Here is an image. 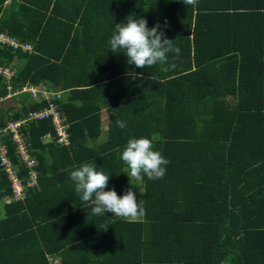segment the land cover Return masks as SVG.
<instances>
[{
  "label": "trees",
  "instance_id": "16d2710c",
  "mask_svg": "<svg viewBox=\"0 0 264 264\" xmlns=\"http://www.w3.org/2000/svg\"><path fill=\"white\" fill-rule=\"evenodd\" d=\"M129 15L160 24L179 56L137 69L111 52ZM0 33L31 46L0 43V68L14 71L0 76V127L46 106L25 92L6 105L8 86H31L60 94L69 139L58 144L49 120L23 125L33 182L2 139L25 196L13 200L0 165V264H264V0H0ZM141 137L170 161L162 179L128 178L120 154ZM86 162L145 215H92L69 178Z\"/></svg>",
  "mask_w": 264,
  "mask_h": 264
},
{
  "label": "clouds",
  "instance_id": "9594fccd",
  "mask_svg": "<svg viewBox=\"0 0 264 264\" xmlns=\"http://www.w3.org/2000/svg\"><path fill=\"white\" fill-rule=\"evenodd\" d=\"M183 3L195 6L198 0H183ZM108 43L111 52L123 53L127 63L137 69L167 64L169 53L177 57L180 54V49L174 46L173 40L167 39L160 24L149 29L146 19L136 18L134 15H129L125 22L115 25ZM132 78L138 79L139 76L132 73ZM7 95L6 100L9 98ZM116 125L120 129L127 126L126 122L121 120H117ZM120 159L126 165L128 178L138 181L144 177L149 180L162 179L166 173V166L170 163L161 152L153 150L152 140L144 137L129 139L120 154ZM110 175L97 170L94 162H86L72 170L69 178L74 183V190L81 201L90 206L92 215L105 216V213H110L112 217L126 220L142 218L145 210L131 188L123 195H118L114 188L105 191ZM107 227L104 226V230Z\"/></svg>",
  "mask_w": 264,
  "mask_h": 264
},
{
  "label": "built area",
  "instance_id": "2783aa9c",
  "mask_svg": "<svg viewBox=\"0 0 264 264\" xmlns=\"http://www.w3.org/2000/svg\"><path fill=\"white\" fill-rule=\"evenodd\" d=\"M0 43H8L13 48L19 46L23 50H31L30 45L18 44L14 38L9 37L6 33H0ZM13 75L14 71L12 69L8 67L0 68V76H2L5 80H10ZM7 90L9 91L7 97L25 92L29 93L34 99L41 98L46 101V106L40 109L38 112L32 111L24 119L8 121L5 122L2 127H0V165L2 169L8 174L13 200H18L25 196L21 184L22 180L18 176L16 167L10 163L7 157V147L5 143L2 142V139L6 136L10 137L12 143L15 146L17 157L30 171L27 179L31 182H33L36 177V173L33 171L36 161L30 152V144L27 142L23 132L21 131L23 125H25L28 120H49L56 134V142L58 144L68 145L69 139L66 132V127L64 124H62L58 104L55 103V101L60 97L59 93L37 90L31 86L23 87L21 91H15L14 93H11L12 90L9 86L7 87ZM3 200L8 202L9 198L4 197Z\"/></svg>",
  "mask_w": 264,
  "mask_h": 264
},
{
  "label": "crops",
  "instance_id": "0c3cea01",
  "mask_svg": "<svg viewBox=\"0 0 264 264\" xmlns=\"http://www.w3.org/2000/svg\"><path fill=\"white\" fill-rule=\"evenodd\" d=\"M67 92H63L62 93V97L64 98L66 96ZM17 95H14L12 97H9L7 100H5V103L6 105H14L16 107H19V103L17 101H15L13 98H15ZM103 114V118L105 117V113L102 112ZM106 123H105V120H103V123H102V133L100 135V137L98 138V140L96 141V143H101L105 140V131H106ZM48 138L45 139V141L47 140ZM91 146H95V143H91Z\"/></svg>",
  "mask_w": 264,
  "mask_h": 264
},
{
  "label": "water",
  "instance_id": "95a60500",
  "mask_svg": "<svg viewBox=\"0 0 264 264\" xmlns=\"http://www.w3.org/2000/svg\"><path fill=\"white\" fill-rule=\"evenodd\" d=\"M60 89H61V86L54 88L55 91H59Z\"/></svg>",
  "mask_w": 264,
  "mask_h": 264
},
{
  "label": "bare ground",
  "instance_id": "6f19581e",
  "mask_svg": "<svg viewBox=\"0 0 264 264\" xmlns=\"http://www.w3.org/2000/svg\"><path fill=\"white\" fill-rule=\"evenodd\" d=\"M64 118V117H63ZM66 124V123H65Z\"/></svg>",
  "mask_w": 264,
  "mask_h": 264
}]
</instances>
